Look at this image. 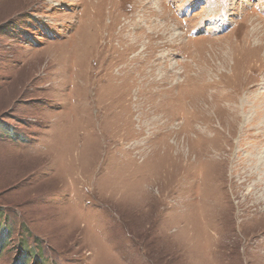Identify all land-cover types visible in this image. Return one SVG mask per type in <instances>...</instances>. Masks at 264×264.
<instances>
[{
  "label": "rangeland",
  "instance_id": "rangeland-1",
  "mask_svg": "<svg viewBox=\"0 0 264 264\" xmlns=\"http://www.w3.org/2000/svg\"><path fill=\"white\" fill-rule=\"evenodd\" d=\"M202 4L0 0V264H264V0Z\"/></svg>",
  "mask_w": 264,
  "mask_h": 264
},
{
  "label": "bare ground",
  "instance_id": "bare-ground-1",
  "mask_svg": "<svg viewBox=\"0 0 264 264\" xmlns=\"http://www.w3.org/2000/svg\"><path fill=\"white\" fill-rule=\"evenodd\" d=\"M163 14L166 16L165 18L168 19L169 14H168V11L166 9L164 10V13Z\"/></svg>",
  "mask_w": 264,
  "mask_h": 264
}]
</instances>
